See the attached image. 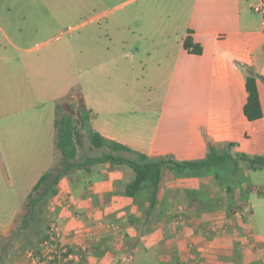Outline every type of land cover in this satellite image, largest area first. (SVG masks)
Masks as SVG:
<instances>
[{
  "label": "crops",
  "instance_id": "1",
  "mask_svg": "<svg viewBox=\"0 0 264 264\" xmlns=\"http://www.w3.org/2000/svg\"><path fill=\"white\" fill-rule=\"evenodd\" d=\"M119 1L100 15L106 43L100 49L96 93L92 74L87 69L84 75L82 99L94 129L149 159H202L209 143L219 148L233 143L234 154L264 155L263 79H258L263 117L249 120L244 112L249 70L264 76V32L252 10L256 0ZM188 35L201 44V54L184 48ZM63 38L60 32L50 39ZM6 40L0 43V126L27 131L10 178L23 205L40 177L62 158L57 106L75 86L64 70L54 73L44 65L67 54L68 66L69 43L58 50L45 48L50 40ZM110 50L115 54L108 56ZM88 51L83 58L90 62ZM109 64L122 79L116 82L120 90L131 81L128 98L102 93L100 82L112 72ZM23 112L37 117L14 125V114ZM221 167V172L164 167L153 203L148 185L128 194L134 179L129 165L103 162L63 177L56 193L45 199L44 211L47 220L59 224L71 250L78 243L86 246L77 264H264V210L258 213L264 200L252 195L264 194L262 170H251L241 160Z\"/></svg>",
  "mask_w": 264,
  "mask_h": 264
},
{
  "label": "rangeland",
  "instance_id": "2",
  "mask_svg": "<svg viewBox=\"0 0 264 264\" xmlns=\"http://www.w3.org/2000/svg\"><path fill=\"white\" fill-rule=\"evenodd\" d=\"M118 4H120L119 0H0V43L7 44V38L28 44L50 40V44L45 47L50 49L55 47L62 49L70 44L69 49L74 53L75 62L70 51L68 66L67 54L44 64L51 67L54 73L57 68H60L61 74L64 70L67 82L70 86H75L68 97L61 99L59 112L66 113L70 111L68 104L75 108L81 106L84 75L87 69V75L90 77L92 74L91 92L96 93V85L99 86L100 49L106 43L103 33L106 22L100 15ZM132 7L129 5L125 8L131 10ZM126 10L118 8L119 13ZM60 32L65 35L63 40L50 39ZM4 35L7 36L6 39ZM112 44L114 43L110 45ZM85 49L89 50L87 54L90 53L88 54V57L91 56L90 62L83 58ZM115 52L110 50L108 56L114 55ZM84 61L85 64L88 62L86 66ZM114 68L109 64L108 70L112 72L107 73L100 82L102 93L105 91L113 94L123 93L128 98V94L131 95L132 83L126 79L125 83L128 87L125 86V90H120L116 82H121L122 79ZM124 76L128 77L126 74ZM128 79L130 80L131 77ZM14 115L10 121L17 126L30 121L31 117H37L35 112ZM26 133V130H21L19 127L11 131L4 130L2 125L0 126V223L5 224L11 218L14 219L13 224L0 226V264H33L31 253L38 250L46 240L51 221V219L47 220L48 215L44 211L45 199L34 209L30 218H25L27 212L31 210L30 206L27 207L28 198L22 205V195L19 194L21 192L14 188V182L10 180L14 172L13 163L19 165L22 148L27 142ZM99 154L101 150L92 148L89 140L85 138L84 146L80 147L79 158ZM212 170L221 172L223 168L216 167ZM259 182L264 185V170L260 172ZM252 195L255 196L254 199L264 200V194L258 197L257 193L253 192ZM21 206L23 208L17 210ZM262 210L264 207H260L258 213L262 214Z\"/></svg>",
  "mask_w": 264,
  "mask_h": 264
},
{
  "label": "trees",
  "instance_id": "3",
  "mask_svg": "<svg viewBox=\"0 0 264 264\" xmlns=\"http://www.w3.org/2000/svg\"><path fill=\"white\" fill-rule=\"evenodd\" d=\"M184 48L191 54H201V44L194 41L192 35L184 40ZM264 76L250 69L246 79L248 91L247 102L244 106L245 115L249 120H257L263 117V108L258 88V79ZM70 111L60 113L61 104L57 106L55 125L57 128V147L62 152V158L58 165L47 170L38 180L28 195L27 212L25 218H30L34 209L47 197L56 193V186L60 180L78 170L90 169L92 166L111 162L113 164L129 165L134 171V179L127 185V192L134 195L145 186H150L152 202L154 203L160 188L163 168L170 167L176 171L215 169L231 160L244 161L251 170H264V155H252L244 152L232 153L233 143L227 147L219 148L209 143L208 153L205 158L197 160H177L172 156H161L157 159H149L148 155L136 151L133 148L102 135L92 125V112L87 108L83 99L80 108L68 104ZM87 138L94 149L101 150L99 155H87L79 158L80 147L85 144Z\"/></svg>",
  "mask_w": 264,
  "mask_h": 264
},
{
  "label": "built area",
  "instance_id": "4",
  "mask_svg": "<svg viewBox=\"0 0 264 264\" xmlns=\"http://www.w3.org/2000/svg\"><path fill=\"white\" fill-rule=\"evenodd\" d=\"M254 13L261 19V29L264 32V0H256L252 5ZM86 246L78 243L77 250H71L63 242V235L59 224L51 219L46 240L38 250L31 253L33 264H77L86 253Z\"/></svg>",
  "mask_w": 264,
  "mask_h": 264
}]
</instances>
